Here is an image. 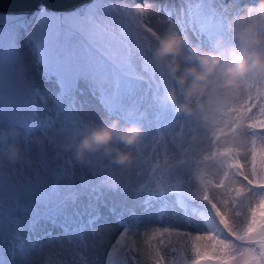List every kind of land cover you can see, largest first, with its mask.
I'll list each match as a JSON object with an SVG mask.
<instances>
[{"label":"rangeland","instance_id":"rangeland-1","mask_svg":"<svg viewBox=\"0 0 264 264\" xmlns=\"http://www.w3.org/2000/svg\"><path fill=\"white\" fill-rule=\"evenodd\" d=\"M153 2L142 0L140 8L131 7L133 4L129 0L125 3L110 0V6L105 4L97 11L91 9L88 15L85 12L79 16L72 12L62 18L40 9L27 27L11 22L8 26L14 27L8 28L6 22L0 19V51L5 50V54L0 55V70L3 73L0 79V225L5 235L4 246L0 250L2 264H81L87 259V264H104V253L114 241L119 242L122 234H125L124 242L133 249H121L127 264H154L157 255L167 264H190V239L195 234L210 230L217 239L235 243L237 251L232 253L233 260L247 248L256 249L255 245L242 242L236 234L245 223L249 206H254L264 196V190L245 185V196L235 198L231 189L243 181L232 175L225 164L230 157L220 156L219 153L232 149L234 154L238 152L240 158L247 162L248 153L264 142V131L246 126L247 121L259 115V110L251 117L248 112L256 108L258 102L264 103V79L255 81L251 89L214 90L204 98L207 103L204 110L198 107L200 101L197 100V105L191 107L189 101L194 99L185 97L184 86L177 80L187 68L198 64L197 60L187 58L193 48L201 53H219L228 62L231 49L239 46L236 33L245 21L258 15L254 7L256 4L237 8L231 6L232 2H226V6H222L226 9L212 21L206 16L207 11L197 10L193 3L183 0ZM228 12L230 15L224 22ZM132 13L138 15L132 16ZM82 28L84 30H80ZM13 30L15 34H7ZM59 33L106 34V41L114 48L113 60L121 66V71L136 78L131 83L140 91L138 96L141 94L149 111L154 114L145 124L140 122L144 125L140 127L141 137L137 144L125 145L117 138L112 143L117 151L110 155L100 151L86 153L84 159H79L77 145L93 128L115 125L120 131L134 126L113 116L86 93L72 97L75 118L82 124L86 121L91 124L82 135L66 126L68 122L62 125L57 120L56 125L50 121L53 116L49 110L51 107L38 111L33 107L25 114L19 113L18 109L23 107L26 98L46 105L62 89V78H49L46 75L49 67L46 59L42 58L45 43L47 46H58L62 39ZM169 33L186 37L182 54L177 60L180 71L176 74L171 72L169 62L161 63L154 57L157 38L160 40ZM70 36L67 35V38ZM10 41L14 43V49L9 48ZM80 43L77 39L74 43L76 47L69 50L75 62L82 65L84 79L92 82L95 74L102 82L103 91L104 86L111 85L117 75L114 77L106 64L90 57L87 53L90 51L80 47ZM98 43L103 46L101 40ZM128 44L130 48L123 47ZM73 74L75 71L72 69L69 79ZM71 86L67 96L71 95L72 88L76 90ZM170 91L177 94V109L181 104L188 103L193 111L188 113L176 109L167 113L160 110L161 105L169 103ZM249 104L248 111H242ZM57 108L60 112V106ZM54 144L65 155L62 154L63 158L54 163L47 158L48 164L41 165L39 156L42 153L38 149L46 151L51 146L53 152ZM11 145L21 149V160L12 162L8 159L7 150ZM118 152H130L133 156L131 163H115ZM189 155L196 156L197 161L186 159ZM181 178L182 184L177 182ZM50 180L55 184L53 192ZM85 195L97 197L89 201ZM34 204L39 205L36 206L39 213L46 204L58 209V213L68 211L74 205L83 208L92 206L96 216L90 220L81 216L83 222L89 223L83 226V230L88 231L59 234L56 236L61 238L39 241L32 232L36 228L38 231L41 229L39 226H42L44 218L34 214ZM109 205L121 213L111 212L107 208ZM110 213L113 217H109ZM111 218L120 220V227L104 222ZM69 220L71 224L76 223L73 219ZM128 228L133 231L125 233ZM169 228L174 235L167 236L159 244L152 240L149 247L146 233ZM38 245H41L42 252L48 250L43 257L34 253Z\"/></svg>","mask_w":264,"mask_h":264},{"label":"clouds","instance_id":"clouds-1","mask_svg":"<svg viewBox=\"0 0 264 264\" xmlns=\"http://www.w3.org/2000/svg\"><path fill=\"white\" fill-rule=\"evenodd\" d=\"M254 7L258 10V15L250 21H245L244 26L236 33L239 46L231 49L228 62H225L219 53H201L195 48L187 57L197 60L198 64L187 68L177 80L184 86V95L188 100L200 101L198 107L201 110L207 107L204 98L214 90L251 89L255 81L264 79V0H258ZM185 42L186 37L179 34L169 33L162 36L154 50L155 59L161 63L169 62L171 72L176 74L180 71L177 60L182 54ZM168 98L175 102L176 92H168ZM177 111L191 113L193 109L188 103H183ZM140 137L141 129L137 126L120 131L116 130L115 125L93 128L80 140L76 154L81 160L85 158L86 153L103 151L105 155H110L117 151L112 147L117 138L125 145L131 146L137 144ZM7 156L12 162L23 158L21 149L16 145L9 146ZM132 159L130 152H118L114 162L123 165L131 163Z\"/></svg>","mask_w":264,"mask_h":264},{"label":"snow or ice","instance_id":"snow-or-ice-1","mask_svg":"<svg viewBox=\"0 0 264 264\" xmlns=\"http://www.w3.org/2000/svg\"><path fill=\"white\" fill-rule=\"evenodd\" d=\"M249 108L250 104L242 111H248ZM257 110H259V115L255 119L247 121L246 126L264 131V103L258 102L257 107L251 109L248 115L251 117L252 113L257 112ZM234 151L232 149H225L219 153L220 156L230 157V160H226L225 164L230 169L232 175L243 181L242 184L237 183L231 189L234 197L239 199L245 196V185L264 190V142L248 153L247 162L240 158L238 152L234 154ZM225 223H227V218H225ZM172 235L174 233L171 228L158 231L153 230L151 233L145 234V239L149 241V247H151L150 241L155 240L159 244L161 240ZM184 235L187 236L188 234ZM236 236L246 244L255 245L256 249L247 248L241 251L236 259L233 260L231 258L232 253L237 251L235 243L225 242L224 239H217L214 232L210 230L207 233L195 234L190 239V264H264V196H261L254 206H249L245 223ZM4 243V230L2 225H0V250L3 249ZM124 243V240L121 238L119 242L114 241L108 247L106 253H104V264H127V259L121 251ZM129 250L133 251L131 247ZM0 264H2V261H0ZM81 264H85V262L82 261ZM154 264H167V262L157 255Z\"/></svg>","mask_w":264,"mask_h":264},{"label":"trees","instance_id":"trees-1","mask_svg":"<svg viewBox=\"0 0 264 264\" xmlns=\"http://www.w3.org/2000/svg\"><path fill=\"white\" fill-rule=\"evenodd\" d=\"M1 20L5 21V22H9L11 23V19H4V18H0ZM15 24H20V23H16ZM8 28H12L14 26H7ZM7 34H15V31L13 30L12 33H7ZM18 34V33H16ZM61 34V33H59ZM83 37L85 39L86 44L84 43L85 47L88 49L87 52L89 53L91 57L98 58L99 61H106V60H113V49L112 45L106 41L107 36L102 37L100 40L103 43V46H101L98 43V40L95 39V34L94 33H85L83 34ZM83 39V38H82ZM88 43H91L90 47L88 46ZM50 44V43H49ZM109 46V48H108ZM73 47L74 46L73 44ZM98 48L99 49V53H97L95 51V49ZM44 50L45 53L42 54V58L46 59V65L49 67L48 73L46 74L49 78L50 77H65L67 76V71L69 69H75L76 75L78 76L79 71L81 70V64H77L74 60V56L70 53V51L67 49L66 46L60 44L58 42V46H53L50 44V46H47V43L44 44ZM92 52L96 55L93 56L91 55ZM5 54V50H2L0 52V55ZM107 62V61H106ZM83 71V70H82ZM2 74L0 71V78H1ZM46 77L48 80L49 78ZM94 83V86H99V84L97 83L96 80V75L94 74V79L92 80ZM3 82V80H2ZM111 88V87H109ZM107 90L105 89V92ZM134 100H136V98H134ZM63 101L62 98L60 96H57L53 99L52 103L49 105L50 107H52L54 110L57 109V106H62ZM57 117L59 118H66V114L63 110H61L60 112H56Z\"/></svg>","mask_w":264,"mask_h":264},{"label":"water","instance_id":"water-1","mask_svg":"<svg viewBox=\"0 0 264 264\" xmlns=\"http://www.w3.org/2000/svg\"><path fill=\"white\" fill-rule=\"evenodd\" d=\"M83 1L86 0H0V16L10 18L27 17L39 11L42 7L47 11L58 12L69 9Z\"/></svg>","mask_w":264,"mask_h":264},{"label":"bare ground","instance_id":"bare-ground-1","mask_svg":"<svg viewBox=\"0 0 264 264\" xmlns=\"http://www.w3.org/2000/svg\"><path fill=\"white\" fill-rule=\"evenodd\" d=\"M71 222H72V221L69 220L68 223L71 224ZM85 225H89V223H88V222H80V223H78V222L76 221V224H74L73 226H69V227L76 228V229H81V231H88L87 229L83 230V229H84L83 226H85ZM57 229H59V228H56V230H57ZM81 231H79V232H81ZM72 233H73V232H72ZM10 235H11V234H10ZM10 235H9V236H10ZM9 236H8V237H9ZM13 236H14V235H13ZM8 237H7V238H8ZM11 238H12V237H11ZM55 238H61V237H59V236H54V237H52V238L49 239V240H52V239H55ZM62 239H63V238H62ZM84 239H85V238H84ZM6 240H7V239H6ZM8 240H9V238H8ZM11 240H12V239H11ZM82 241H83V240H82ZM79 242H81V241H79ZM33 243H34V242H33ZM85 243H87V242H85ZM36 244H37V243H36ZM83 244H84V243H83ZM32 245H33V244H32ZM38 246H39V245H38ZM90 246H91V245H90ZM35 247H36V246H35ZM33 248H34V247H33ZM36 248H37V247H36ZM75 249H77V248H75ZM79 249H81V248H79ZM86 249H87V248H86ZM40 250H41V245L38 247L37 252H39ZM50 250H51V249H50ZM83 250H84V249H83ZM87 250H88V249H87ZM32 251H33V250H32ZM58 251H59V250H58ZM74 251H75V250H74ZM89 251H90V250H89ZM37 252H36V255H37ZM45 252H48V250L45 251ZM56 252H57V251H56ZM84 252H85V251H84ZM84 252H83V253H84ZM34 253H35V252H34ZM52 253H53V252H52ZM62 253H63V252H62ZM78 253H79V252H78ZM83 253H82V254H83ZM30 254H31V252H30ZM82 254H81V256H82ZM84 254H85V253H84ZM50 255H51V253H50ZM53 255H54V254H53ZM72 255H73V254H72ZM55 256H56V255H55ZM74 256H75V253H74ZM74 256H73V257H74ZM78 256H79V254H78ZM81 256H80V257H81ZM84 256H87V255H84ZM59 257H60V256H59ZM73 257H71V258L73 259ZM33 258H34V257H33ZM53 258H55V257H53ZM71 258H70V259H71ZM31 259H32V258H31ZM35 259H36V258H35ZM47 259H48V256H47ZM75 259H76V258H75ZM82 259H83V258H82ZM82 259H81V260H82ZM84 259H85V258H84ZM84 259H83V260H84ZM91 259H92V258H91ZM33 260H34V259H33ZM53 260H54V259H53ZM87 260H88V259H87ZM87 260H86V261H87ZM35 261H36V260H35ZM57 261H58V260H57ZM72 261H73V260H72ZM86 261H84V262H86ZM89 261H90V259H89ZM58 262H59V261H58ZM58 262H57V263H58ZM42 263H43V262H42ZM44 263H45V261H44ZM52 263L54 264V262H52ZM79 263H80V260H79ZM90 263H91V262H90ZM85 264H87V262H86ZM91 264H92V263H91Z\"/></svg>","mask_w":264,"mask_h":264}]
</instances>
